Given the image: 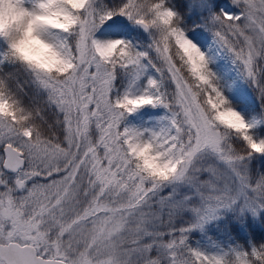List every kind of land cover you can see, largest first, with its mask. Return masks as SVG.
Instances as JSON below:
<instances>
[{
	"label": "snow or ice",
	"instance_id": "1",
	"mask_svg": "<svg viewBox=\"0 0 264 264\" xmlns=\"http://www.w3.org/2000/svg\"><path fill=\"white\" fill-rule=\"evenodd\" d=\"M0 264H264V0H0Z\"/></svg>",
	"mask_w": 264,
	"mask_h": 264
}]
</instances>
